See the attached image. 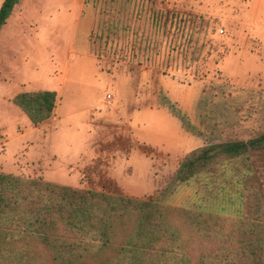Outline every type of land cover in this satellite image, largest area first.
<instances>
[{"label": "rangeland", "instance_id": "obj_1", "mask_svg": "<svg viewBox=\"0 0 264 264\" xmlns=\"http://www.w3.org/2000/svg\"><path fill=\"white\" fill-rule=\"evenodd\" d=\"M156 2L160 46L129 60L91 38L93 0L17 1L0 32V172L264 223V150L177 174L197 148L264 132V0ZM34 91L58 96L38 127L12 102Z\"/></svg>", "mask_w": 264, "mask_h": 264}, {"label": "trees", "instance_id": "obj_2", "mask_svg": "<svg viewBox=\"0 0 264 264\" xmlns=\"http://www.w3.org/2000/svg\"><path fill=\"white\" fill-rule=\"evenodd\" d=\"M17 1H4L0 32ZM147 1L146 24L138 0H93L99 32L91 38L121 43L129 60L158 48L167 16L156 0ZM57 97L21 92L12 102L38 127L54 116ZM251 149L264 150V132L197 148L184 158L178 179L226 167ZM0 264H264V223L0 172Z\"/></svg>", "mask_w": 264, "mask_h": 264}, {"label": "crops", "instance_id": "obj_3", "mask_svg": "<svg viewBox=\"0 0 264 264\" xmlns=\"http://www.w3.org/2000/svg\"><path fill=\"white\" fill-rule=\"evenodd\" d=\"M5 1V0H4ZM22 1V0H21ZM4 3V2H3ZM3 5V4H2ZM2 7V6H1ZM19 7H20V5H16L15 7H14V9H13V11H12V13H11V18L15 15V14H17L18 13V11H19ZM1 9V8H0ZM7 22H8V20H7ZM6 25V24H5ZM4 25V26H5ZM3 26V27H4ZM54 119V116L51 118V120H49L48 122H46V123H44V124H42V125H45V124H47V123H49L50 121H52ZM42 125H40V126H42Z\"/></svg>", "mask_w": 264, "mask_h": 264}, {"label": "built area", "instance_id": "obj_4", "mask_svg": "<svg viewBox=\"0 0 264 264\" xmlns=\"http://www.w3.org/2000/svg\"><path fill=\"white\" fill-rule=\"evenodd\" d=\"M113 99V95L112 94H108L107 95V100H112Z\"/></svg>", "mask_w": 264, "mask_h": 264}]
</instances>
